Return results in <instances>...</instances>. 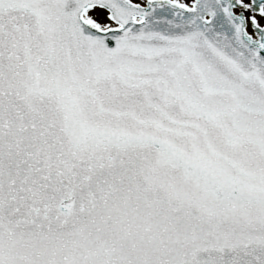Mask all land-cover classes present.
Instances as JSON below:
<instances>
[{
    "label": "water",
    "instance_id": "obj_1",
    "mask_svg": "<svg viewBox=\"0 0 264 264\" xmlns=\"http://www.w3.org/2000/svg\"><path fill=\"white\" fill-rule=\"evenodd\" d=\"M254 1L255 9L264 3ZM95 5L107 8L121 29L86 23L83 14ZM170 5L183 11L161 7L159 19L167 14V24L203 39L161 57L147 52L138 35L144 31L133 22L141 15L147 23L152 12L127 0H0V174L7 166L10 177H31L30 166L17 164L41 165L48 221L39 228L50 234L38 244L52 246L60 236L62 254L75 250L72 264H264V206L218 204L236 193L248 202L264 198L258 165H264V28H255L258 40H252L244 18L232 13L234 0H196L192 10ZM40 70L39 86H25V77ZM25 97L51 102L48 120L65 123L50 127L53 137L47 128L32 133L30 141L37 135L47 148L44 161L25 149L12 157L11 138L36 120ZM187 121L195 126L191 132L182 126ZM98 165L104 166L98 174L112 172L101 202L116 191L125 207L123 217L112 210L116 225L104 220L105 232L94 238L70 223L63 207L82 186L74 173ZM71 209L80 220L83 211L75 203ZM80 209L87 220L96 205ZM0 222L1 233L3 215ZM203 225L202 247L196 236ZM10 243L0 247V264H8Z\"/></svg>",
    "mask_w": 264,
    "mask_h": 264
},
{
    "label": "flooded vegetation",
    "instance_id": "obj_2",
    "mask_svg": "<svg viewBox=\"0 0 264 264\" xmlns=\"http://www.w3.org/2000/svg\"><path fill=\"white\" fill-rule=\"evenodd\" d=\"M175 4L183 5L185 7H192L194 4V0L191 5H185L181 2L169 0ZM236 3L239 5L234 8L235 15H243L246 20V29L248 34L255 38L256 34L254 32L253 26L256 25L258 27H264V5L261 8L254 9V1L253 0H236Z\"/></svg>",
    "mask_w": 264,
    "mask_h": 264
},
{
    "label": "rangeland",
    "instance_id": "obj_3",
    "mask_svg": "<svg viewBox=\"0 0 264 264\" xmlns=\"http://www.w3.org/2000/svg\"><path fill=\"white\" fill-rule=\"evenodd\" d=\"M134 3L137 4H144L146 0H131ZM181 2L185 5H191L193 0H174ZM86 18L87 21L101 29H108V28H113L116 25L109 19L108 13L100 8H93L86 13Z\"/></svg>",
    "mask_w": 264,
    "mask_h": 264
},
{
    "label": "bare ground",
    "instance_id": "obj_4",
    "mask_svg": "<svg viewBox=\"0 0 264 264\" xmlns=\"http://www.w3.org/2000/svg\"><path fill=\"white\" fill-rule=\"evenodd\" d=\"M84 17H85V19L87 20L86 16H84ZM137 21H139V19H138Z\"/></svg>",
    "mask_w": 264,
    "mask_h": 264
}]
</instances>
